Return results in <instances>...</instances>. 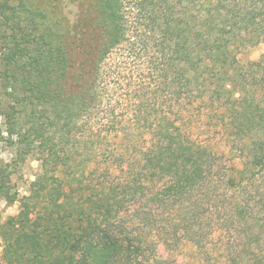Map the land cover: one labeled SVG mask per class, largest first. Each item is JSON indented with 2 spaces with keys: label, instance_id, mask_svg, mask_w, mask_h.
I'll list each match as a JSON object with an SVG mask.
<instances>
[{
  "label": "trees",
  "instance_id": "1",
  "mask_svg": "<svg viewBox=\"0 0 264 264\" xmlns=\"http://www.w3.org/2000/svg\"><path fill=\"white\" fill-rule=\"evenodd\" d=\"M1 3L0 115L19 157L42 160L7 264H161L142 229L159 215L216 264H264V52L239 57L264 41V0ZM120 48L129 73L106 67Z\"/></svg>",
  "mask_w": 264,
  "mask_h": 264
},
{
  "label": "rangeland",
  "instance_id": "2",
  "mask_svg": "<svg viewBox=\"0 0 264 264\" xmlns=\"http://www.w3.org/2000/svg\"><path fill=\"white\" fill-rule=\"evenodd\" d=\"M4 7L5 5L1 3L0 17L2 14V8ZM73 7V9H75V5ZM263 52L264 41L259 45L247 49L243 53H241L239 55L240 61L246 63L249 60L257 59ZM123 53L124 48L115 49L107 59L106 67L111 70H119V67H121V69L128 71L129 73L131 64L127 63L128 59H123ZM5 59L6 55L0 50V68L2 61ZM137 63L142 64L140 65V67H143L147 62H145V58H141L139 61H137ZM128 77L125 80L126 82L130 80V78ZM133 79L134 78H132V81ZM132 81L130 87L134 88V83H132ZM121 84L122 82H111V91L117 94V92L120 90ZM125 94H127V87L123 85L119 94H117L119 97H121L123 104V106L121 104V106L118 108V112L120 118L127 121L129 115L126 112V105L123 101V96H125ZM204 112L205 111H203L200 119H202L201 121L202 125L204 126V131L209 130L207 136L209 135V137L211 138L214 137L213 140L210 141L214 142V140L216 139L215 137L218 138L221 135V126H219L216 122L218 121V119L212 118L213 120L211 121L209 117L205 116ZM103 115L104 112L100 111V117H102ZM108 121L110 120H107V122ZM107 122H103L104 124L99 126L101 128L103 127L101 136L106 137V139L104 140L105 142H107L108 140L111 141V139L113 141V136L115 135V132L108 133L104 131V125ZM106 134L110 135L109 139ZM84 137L79 136L78 140H81ZM127 137L125 134H120V136L115 140L123 141L126 140ZM16 138V134L12 135L8 132L7 118L4 115H0V169H5L7 171V174H9L8 179H6V185L7 188H9L10 195H15V200L10 202L8 198L0 194V264H7L4 259L5 243L2 234L4 231V227L9 224V220L11 218L19 214L22 202L31 194L30 188L32 182L42 171V160L39 159L38 156L31 155L27 156L26 159H22L19 157V155L17 154V146L12 143V141H14ZM75 152L76 155L80 158L81 156L84 157L82 153H84L85 157H91V167L96 164V153L93 151L88 152L86 151V149L81 148L80 142L77 143L76 147H74L73 153ZM79 153H81V156ZM142 229L146 231L147 238L152 249V251H149V253H151L153 258L156 257L157 259H159L161 264H216L217 262L216 256H212L210 253L208 255L207 253L209 251H201L193 242L185 240L182 242L175 241L171 233V224L165 216L163 217V215H159L155 219L147 221ZM226 235L232 236L233 234L226 232Z\"/></svg>",
  "mask_w": 264,
  "mask_h": 264
}]
</instances>
